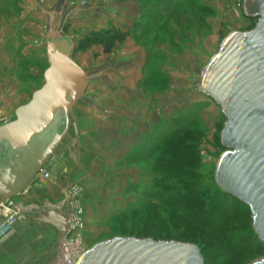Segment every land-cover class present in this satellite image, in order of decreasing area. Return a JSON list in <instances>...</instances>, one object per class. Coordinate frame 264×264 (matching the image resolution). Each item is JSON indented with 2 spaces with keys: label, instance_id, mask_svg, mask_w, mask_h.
I'll return each mask as SVG.
<instances>
[{
  "label": "rangeland",
  "instance_id": "1",
  "mask_svg": "<svg viewBox=\"0 0 264 264\" xmlns=\"http://www.w3.org/2000/svg\"><path fill=\"white\" fill-rule=\"evenodd\" d=\"M19 1L7 0L0 12L15 13L14 3ZM70 4L84 16L102 17L111 11L122 20V28L91 32L124 35L107 53L103 45L77 50L80 39L73 46L69 56L81 61L91 77L92 91L86 87L78 99L85 96L92 106L105 105L99 89L120 88L123 63L128 65L135 57L132 100H145L152 123L140 128L136 144L102 145L101 150L77 153L67 174L57 167L58 175L51 171L49 179H37L15 196L14 204L26 215L0 245V264H50L57 256V243L55 229L45 223L47 214L67 216L79 208L86 251L113 238H136L193 244L204 264H251L263 259L264 245L253 229L251 210L216 183L225 151L221 133L226 119L201 89L203 72L224 39L255 26L245 15L244 0H72ZM45 34L48 37L50 31ZM37 46L9 49L13 65L7 84L22 86L25 104L44 85L48 67L44 42ZM98 57L105 59L93 64ZM112 63L113 70L107 71ZM14 119L15 115L0 122ZM70 125L73 131L76 125ZM184 172L187 175L180 177Z\"/></svg>",
  "mask_w": 264,
  "mask_h": 264
},
{
  "label": "water",
  "instance_id": "2",
  "mask_svg": "<svg viewBox=\"0 0 264 264\" xmlns=\"http://www.w3.org/2000/svg\"><path fill=\"white\" fill-rule=\"evenodd\" d=\"M244 12L256 23L246 33L233 32L222 42L203 72L201 89L226 119L225 149L215 180L220 189L249 207L253 229L264 245V0H244ZM67 37H50L44 85L0 126V201L24 191L64 139L69 113L87 87L84 71L70 58ZM46 225L56 231L59 264L66 219L49 212ZM79 264H204L193 244L152 239L113 238L87 250ZM251 264H264V258Z\"/></svg>",
  "mask_w": 264,
  "mask_h": 264
},
{
  "label": "crops",
  "instance_id": "3",
  "mask_svg": "<svg viewBox=\"0 0 264 264\" xmlns=\"http://www.w3.org/2000/svg\"><path fill=\"white\" fill-rule=\"evenodd\" d=\"M6 1L0 0L2 2L0 9L6 6ZM20 1L17 4L14 3L15 13L0 12V121L1 119L2 121L9 120L15 115L17 108L25 105L22 103V99L26 97L25 93H21L22 86L13 88L7 84L13 65V54L9 51L10 48L21 49L24 45L38 47V42H44L46 45L50 37H67L75 48L76 42L88 32L112 27L122 28V20L114 16L111 11L103 13L102 17L99 13H95L94 16H84L70 4L72 0ZM49 31L50 35L47 37L45 32ZM91 51L100 50L93 48ZM70 58L84 71L87 87L91 88V77L85 66L81 64V61ZM104 59L98 57L92 62L93 64L100 63ZM117 62H122V60L118 59ZM137 63L138 60L135 57L128 65L123 63L122 70L125 76L120 80V88L99 89L100 95L104 98L102 104L105 105L92 106L87 101V97L77 98L78 100L69 113L66 135L47 163L49 172L57 174V167L61 166L67 174L68 164L77 153L101 150L102 145H133L139 141L140 128H147V124L149 126L152 123L150 120L152 112L147 108L145 100L137 102L132 100L134 92L132 77H134L133 73H135ZM113 64L108 69L106 68L107 71L113 70ZM89 91H92V88ZM134 106L139 109L138 115L134 112L136 109ZM71 122L76 125L73 131ZM5 124L7 122H0V126ZM111 130H115V133L111 134ZM30 188L31 185L24 191Z\"/></svg>",
  "mask_w": 264,
  "mask_h": 264
},
{
  "label": "built area",
  "instance_id": "4",
  "mask_svg": "<svg viewBox=\"0 0 264 264\" xmlns=\"http://www.w3.org/2000/svg\"><path fill=\"white\" fill-rule=\"evenodd\" d=\"M49 177L50 172L45 164L33 181L47 180ZM25 215L26 213L17 207L12 199L0 201V244L12 235L14 228L25 218ZM63 217L66 219L67 229L61 240L59 264H79L86 252L82 243V233L85 228L83 212L80 208L74 209L69 215Z\"/></svg>",
  "mask_w": 264,
  "mask_h": 264
},
{
  "label": "trees",
  "instance_id": "5",
  "mask_svg": "<svg viewBox=\"0 0 264 264\" xmlns=\"http://www.w3.org/2000/svg\"><path fill=\"white\" fill-rule=\"evenodd\" d=\"M255 24V19H252ZM124 35L119 31H107L105 33L90 32L88 35L82 37L77 43V50H85L92 45H103L104 51L109 52L112 44L115 41H121ZM187 175L185 172L180 177Z\"/></svg>",
  "mask_w": 264,
  "mask_h": 264
}]
</instances>
